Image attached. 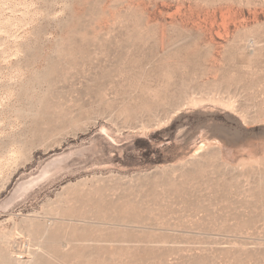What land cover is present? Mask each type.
Returning a JSON list of instances; mask_svg holds the SVG:
<instances>
[{
	"label": "rangeland",
	"instance_id": "obj_1",
	"mask_svg": "<svg viewBox=\"0 0 264 264\" xmlns=\"http://www.w3.org/2000/svg\"><path fill=\"white\" fill-rule=\"evenodd\" d=\"M0 264H264V0H0Z\"/></svg>",
	"mask_w": 264,
	"mask_h": 264
}]
</instances>
